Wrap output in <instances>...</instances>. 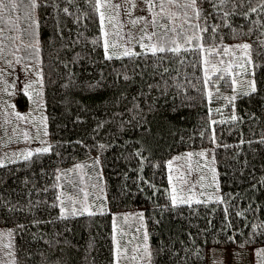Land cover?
<instances>
[{
	"label": "trees",
	"instance_id": "1",
	"mask_svg": "<svg viewBox=\"0 0 264 264\" xmlns=\"http://www.w3.org/2000/svg\"><path fill=\"white\" fill-rule=\"evenodd\" d=\"M16 2V9L0 11V68L5 65L13 79L26 66L42 74L49 144L40 148L50 151L31 148L27 160L29 151L1 153L0 226L14 227L10 264H116L115 230L125 235L119 264H145V232L151 264H210L213 246L216 253L236 245L264 249V55L257 56L253 43L249 75L237 67L244 62L241 51L235 60L231 51H208L255 41L264 31V11L244 16L242 0L237 14L222 21L233 4L213 8L205 0L200 7L207 23L220 27L199 33L203 49L196 40L181 41L189 51L161 54V60L137 46L139 56L107 60L95 0H42L31 19L27 0ZM175 8L176 30L188 32L196 21L186 22L184 10ZM168 14L158 16L160 25L170 22ZM32 19L36 40L25 32L33 31ZM250 27L253 34L242 35ZM31 44L38 56L23 46ZM7 85L11 107L27 108L30 87L22 84L15 93L13 81ZM203 147L214 159L217 195L173 205L170 159ZM81 208L96 214L81 215ZM136 212L143 213L146 231L133 224L128 233L117 229L119 217L132 213L135 219Z\"/></svg>",
	"mask_w": 264,
	"mask_h": 264
},
{
	"label": "rangeland",
	"instance_id": "2",
	"mask_svg": "<svg viewBox=\"0 0 264 264\" xmlns=\"http://www.w3.org/2000/svg\"><path fill=\"white\" fill-rule=\"evenodd\" d=\"M136 2L137 8L132 10V17H128L125 15L124 5L122 2L121 8L119 10H113L111 6H109L108 9H101V11H105L104 23L106 24V26L104 25V31H107L109 33L108 36L110 37L108 38V40L110 41V43L115 42L117 44V48L115 50H112L110 48V52L115 51L117 54H119V52L121 51L119 46L123 44H127V46L132 48V50H135L136 47L139 46V43H137V41L143 35V33L138 30L140 26L131 28V33L129 34V27L126 23L119 28H115L112 26V24H109L108 19L112 16L116 17V20L113 21V24H115L116 21H127L128 19L135 18L137 16L148 17L149 20H151L153 10L151 8H148L144 3L141 2V0H136ZM156 2L158 5L159 3L163 2V0H156ZM5 3H7V0H5ZM175 7L173 8V6H168L165 4V9L167 11H161L159 7H157L155 10L159 12L160 16L162 17L164 15H167L169 12L173 13L174 9H176ZM173 14H175V18L169 17L170 22H167L166 24V27L169 28L165 40L169 39V41H171L172 38H176L179 42H181L183 41L184 36H191L195 41V36L199 34L198 30L196 29L191 28L188 30V32H185L184 30L181 31L180 29H178V31L176 30L175 33L170 31V29H176V27L179 25V23H175V19L178 17L177 13L175 12ZM2 15H4V10ZM157 18L158 17H156V19ZM162 28L163 27H154L149 24L148 31H156L160 34H163L161 30ZM116 33H119V35H117ZM177 33L181 34L180 37H177ZM121 37H123V39ZM132 37H135V39H133ZM143 42L149 43L147 40H144ZM237 53V50L232 48L230 56L233 60L237 58L235 57ZM0 69L4 70L2 73H0V129L2 130L0 132V162H3L2 154L6 156L10 151V154L13 153L14 155L19 152L22 153L24 151H29L31 150V148L34 149L47 146L49 144V138L48 134L45 135V132H47V123L43 93V78L42 80H40L36 73L32 74V72L28 71V73L27 71L20 70L18 73L21 76L15 72L16 74H13H15L16 76L13 79V77H9L12 73H8L9 70L5 68V65H3ZM14 69L15 67L11 70ZM30 78L34 82L32 83L31 87L28 88L29 82L27 81H30ZM8 81H13V84L15 85V93L17 91H21L20 86L22 84H24V88H28L26 89V91H24L29 100V105L27 108L18 109L16 107H11V104L8 102L6 96L8 95ZM10 99H12V96H10ZM21 99L22 102L19 104L22 108H24L23 106H26L27 104L23 97H21ZM17 113H19L23 117H26V119H17ZM25 133H27V137H25ZM208 148L210 147H203V149L200 148L197 150H187V153H184L180 160H174L177 156L170 159L169 174L171 177V187L172 190H176V193H174L173 191V194L176 195L180 188V195L184 198V200L190 199L192 201L203 198H215V196L217 195V191H215L217 182L215 181L214 177V159H211ZM201 152H207L209 154L205 156L198 155V153ZM189 153H192V155L188 156L187 154ZM101 195H103L102 191ZM177 200L180 199L177 198ZM132 224L137 226V232H140L141 229H145L146 231L144 216L142 212H136L135 219L132 213L125 214L124 217H119V220L117 221V229L120 230V228H123L128 233V229L126 228L127 226L135 229ZM13 234L14 227L0 226V264H10L9 254L12 252ZM124 236L122 234V231L115 230V245L116 247L117 244L119 245L121 252H124L126 250V248L120 246ZM213 247L209 249V253L211 254L210 264H262V258L256 256L253 251V247L246 248L240 247L239 245L233 246L237 248L219 247V251H217V253L215 252V250H212ZM213 256L214 258H212ZM2 260H4V262ZM144 262L145 264H149L148 260L145 257Z\"/></svg>",
	"mask_w": 264,
	"mask_h": 264
},
{
	"label": "snow or ice",
	"instance_id": "3",
	"mask_svg": "<svg viewBox=\"0 0 264 264\" xmlns=\"http://www.w3.org/2000/svg\"><path fill=\"white\" fill-rule=\"evenodd\" d=\"M121 2L124 5V12L125 15L128 17H132V10L137 8V2L136 0H95V5L94 8L95 10L99 13V18H100V24H101V30L103 32V43H102V47L104 48V53H105V59L107 60H112L113 58L116 59H123L124 57H136L141 55V53H137L134 50H132V48L128 47L127 44H123L120 45V49L121 51L119 52V54H117L115 51H111L110 52V48L112 50H115L117 48V44L115 42L110 43V41L108 40V35L109 33L107 31H104V21H105V11H101V9H108L109 6H111V8L113 10H119L121 8ZM142 3H144L148 8H151L153 10L152 12V18L151 20H149L148 17H144V16H137L135 18H130L127 21H116L115 24H113V21L116 20V17L112 16L109 17V24H112L113 27L115 28H119L121 27L123 24H127V26L129 27V34L131 33V28L133 27H139V31L143 33V35L140 37V39L137 41V43H139V46L145 50L144 54H151L154 57H158L161 60L164 58L163 55L161 54H166V53H172L173 56L179 57L182 51H189V47H184L182 46L181 42H179L176 38H172L170 42H167L165 40V37L167 36V29L163 34H160L156 31H148V27L149 24H151L154 27H165L166 25H160L158 20L156 19V17H158L160 15L159 12H157L155 9L157 7L160 8L161 11H167L165 9V3L168 6H176L179 7L181 9H183V15L185 17L186 22L188 21H196L195 23H190L189 27L192 29H196L199 31V33H204L207 32L209 27H212L213 32L216 31L217 28L220 27V25H209L207 23L208 17L203 15V8L200 7L201 4H203L205 2V0H184L183 3H178V0H163V2L159 3L157 5L156 0H141ZM245 2L248 5V9L247 11L242 12L241 14L244 16L248 15V12L250 11L251 13H257L258 11H264V0H259V4L256 6H253V4L251 3V0H245ZM20 3L23 4L24 0H20ZM208 3H210L212 5L213 8H218L220 7L221 9H223V6L225 5H229V4H233V7L229 8L228 10H223L222 11V16H221V20H226L227 18H230L232 15H236V9L240 7L242 0H208ZM42 6V0H27V4H26V17L28 18H32L34 16V14L36 13V11ZM46 6V5H43ZM18 7V4L16 2V0H7V3H5V0H0V11H3L5 9H8L9 11L14 10ZM189 11H191L192 16H189L188 13ZM63 12L65 14H70L69 10L67 7H65L63 9ZM211 13H209L210 15ZM170 18H175V14L173 13H169L168 14ZM203 20L204 23L201 24L199 23V21ZM230 27V25H227ZM13 27H16L15 24H13ZM29 29H33V31L28 32V29H25V32L28 33L30 39L32 40H36V33L34 31L35 27H38V22L35 19H32V23L29 24ZM261 28H264V25L260 26ZM171 32L175 33L176 29L172 28L170 29ZM117 35H119V33H116ZM253 34V29L250 27L249 31L246 33H242V35L244 36H251ZM236 35H241V33H236ZM123 39V37H121ZM133 39H135V37H132ZM203 37L202 35L197 34L195 36V40L197 42V50L199 49H203L204 45L203 43H201ZM147 40L149 43H144L143 41ZM193 41V37L191 36H184L183 37V45H191ZM21 43L23 44V41H21ZM36 43H38V41H36ZM93 43H96V41H93ZM253 43H255L256 45V49L255 52L257 54V56L260 55H264V31H261L259 33V35H257L255 41L252 42H242V43H237L233 46H231V48L225 47L221 50H217V49H209L208 51L210 53H215V54H220L221 52L223 53H228L232 50V48L239 50L243 53V59L244 62L237 65V67L242 68L245 70V74H249L251 75L252 73L248 72V65H253L254 66V61L252 59V53H253ZM26 49L27 48H31L32 49V55H36L38 56L39 54V48L36 47V44H31V45H23ZM182 62V61H181ZM11 63V62H9ZM16 63L19 64L21 63V58H17L16 59ZM204 64L207 65L209 64V60L207 58L204 59ZM232 65L229 64V67L224 69V72L227 73L230 71ZM24 71H28L29 67L26 66L24 69ZM4 70L0 69V73H2ZM219 71V69H217L215 67V65H213V72H217ZM37 76L40 78V80H42V75L39 72V70H37ZM205 84H207L210 80V77H208L207 74V68H205ZM222 77H218V79H220ZM125 79H127V77H125ZM236 80L233 79L232 80V84H235ZM29 87H31V85H29ZM249 87L251 88L252 92L256 91V87H255V81H250L249 82ZM209 96H211V92H209ZM231 99H235V97H232ZM17 115V119H21L24 120L26 119V117L21 116L19 113L16 114ZM233 120H236L237 118L235 116L232 117ZM215 123V122H213ZM25 137H27V133L24 134ZM45 135H47V132H45ZM259 143L264 144V139H262L261 141H259ZM100 147H104L103 145H101ZM37 153H47L50 151V147H44V148H38L35 150ZM33 155L32 151H29L27 153V155H25L24 159H29L31 156ZM192 153H189L188 156H191ZM198 155L200 156H205L206 153L201 152L198 153ZM77 167H83L81 165H77ZM171 179V177H170ZM174 191V190H173ZM180 202L181 203H190L191 200H184L183 197L180 198ZM197 203H201V201L197 200ZM177 203V196L175 194H173L172 196V204L176 205ZM75 209H73L72 214H75ZM85 212H87L88 215H95L96 213L88 210L87 208H81L80 209V214L83 215ZM66 218V217H65ZM147 240H148V235L147 232L144 233V249H143V254L144 257L148 260L149 264H151V260H152V252L147 244ZM256 256L261 257L262 258V264H264V249H260L258 250L256 253ZM120 255H121V250L119 248V245L117 244V249H116V264H119V259H120ZM133 259H135V257H133Z\"/></svg>",
	"mask_w": 264,
	"mask_h": 264
},
{
	"label": "bare ground",
	"instance_id": "4",
	"mask_svg": "<svg viewBox=\"0 0 264 264\" xmlns=\"http://www.w3.org/2000/svg\"><path fill=\"white\" fill-rule=\"evenodd\" d=\"M83 160H85V159H83ZM97 160V159H96ZM99 164V163H98Z\"/></svg>",
	"mask_w": 264,
	"mask_h": 264
}]
</instances>
